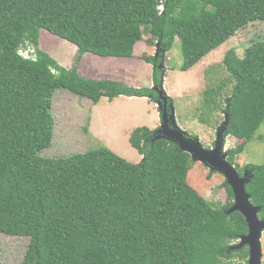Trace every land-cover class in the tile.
Here are the masks:
<instances>
[{"label": "trees", "instance_id": "trees-1", "mask_svg": "<svg viewBox=\"0 0 264 264\" xmlns=\"http://www.w3.org/2000/svg\"><path fill=\"white\" fill-rule=\"evenodd\" d=\"M256 21H264V0H0V233L30 238L22 264H249V246L235 248L249 227L241 212L228 213L235 194L227 179L226 206L215 208L189 183L191 154L170 139L153 140L159 128L132 132L143 157L137 164L102 146L42 153L55 136L58 89L96 104L122 95L159 99L151 87L82 76L86 54L130 59L148 35L159 52L143 60L160 86L162 54L177 38L181 70L189 71ZM43 30L77 47L72 68L39 48ZM28 44L34 57L20 53ZM224 65L234 83L225 137L244 140L227 151L234 163L264 121V39L242 57L230 49ZM224 86L206 90L207 105ZM248 168L247 192L264 219V165Z\"/></svg>", "mask_w": 264, "mask_h": 264}, {"label": "rangeland", "instance_id": "rangeland-1", "mask_svg": "<svg viewBox=\"0 0 264 264\" xmlns=\"http://www.w3.org/2000/svg\"><path fill=\"white\" fill-rule=\"evenodd\" d=\"M256 38L264 39V21L253 22L241 29L189 71L181 70L184 51L180 39L175 40L164 60L162 57L165 70L162 75L166 80L162 85L164 95L168 96L176 109L177 124L189 137L198 138L205 148L215 147L218 130L229 114L228 99L233 95L234 83L224 65L226 53L234 48L237 55L242 57L246 47ZM39 48L66 68H72L75 64L77 47L46 30L40 34ZM156 49L150 36L145 35L136 45L134 57L105 58L89 53L81 60L79 73L87 78L117 80L136 88L151 87L155 90L154 66L143 60V57L154 55ZM20 51L24 56H35V48L30 44ZM223 83L225 86L215 105H207L206 90ZM53 114L55 136L52 145L42 153L47 157L84 153L102 146L137 164L143 157L130 143L132 132L142 126L156 129L162 125V112L150 97L122 95L112 101L104 97L96 104L67 89H58L53 97ZM225 139L223 152L235 149L244 142L232 135ZM227 160L230 162L229 154ZM231 164L242 177L246 171L251 172L249 166L264 165V121L253 139L246 144L245 151L237 155ZM188 179L213 207L226 206L228 193L223 183L227 178L222 172L214 170L205 162L194 161ZM241 242L242 239H239L234 243ZM29 244V237L0 233V264H22ZM262 247L264 264V232Z\"/></svg>", "mask_w": 264, "mask_h": 264}, {"label": "water", "instance_id": "water-1", "mask_svg": "<svg viewBox=\"0 0 264 264\" xmlns=\"http://www.w3.org/2000/svg\"><path fill=\"white\" fill-rule=\"evenodd\" d=\"M160 43L157 44V55L159 52ZM166 52L162 54L163 60L165 59ZM160 68H163L161 62ZM165 70L163 71V73ZM165 78L162 75L160 86L155 85V90L158 91V97L156 104L162 112V125L158 129L159 135L157 139L166 138L170 139L177 144L180 148L191 154L195 161L205 162L210 165L214 170L222 172L232 187L235 194L234 206L228 211V213L241 212L246 219L249 227L247 235H243L240 239L242 242L237 244L235 248H241L244 245L249 246V264H263V247L262 236L264 232V219L259 215L261 207L251 202V194L247 192L246 185L251 181L253 172L246 171L243 177L237 172L235 167L228 162L227 152H223L225 146V133L228 130L230 123V116L227 115L226 121L219 128L217 133V140L213 149H208L203 146L198 138L189 137L187 132L182 130L177 124L176 109L173 104L170 106L169 111V98L164 95L163 84ZM169 116V117H168Z\"/></svg>", "mask_w": 264, "mask_h": 264}, {"label": "built area", "instance_id": "built-area-1", "mask_svg": "<svg viewBox=\"0 0 264 264\" xmlns=\"http://www.w3.org/2000/svg\"><path fill=\"white\" fill-rule=\"evenodd\" d=\"M158 9L161 10V11L164 10V5H163V4H160V5L158 6Z\"/></svg>", "mask_w": 264, "mask_h": 264}, {"label": "clouds", "instance_id": "clouds-1", "mask_svg": "<svg viewBox=\"0 0 264 264\" xmlns=\"http://www.w3.org/2000/svg\"><path fill=\"white\" fill-rule=\"evenodd\" d=\"M20 53H21V51H20ZM21 55L24 56L22 53H21ZM24 57L28 58V57H30V56H24ZM227 153H228V152H227Z\"/></svg>", "mask_w": 264, "mask_h": 264}, {"label": "flooded vegetation", "instance_id": "flooded-vegetation-1", "mask_svg": "<svg viewBox=\"0 0 264 264\" xmlns=\"http://www.w3.org/2000/svg\"><path fill=\"white\" fill-rule=\"evenodd\" d=\"M171 102H169V111H170Z\"/></svg>", "mask_w": 264, "mask_h": 264}, {"label": "crops", "instance_id": "crops-1", "mask_svg": "<svg viewBox=\"0 0 264 264\" xmlns=\"http://www.w3.org/2000/svg\"><path fill=\"white\" fill-rule=\"evenodd\" d=\"M86 56V55H85ZM183 130V129H182Z\"/></svg>", "mask_w": 264, "mask_h": 264}]
</instances>
